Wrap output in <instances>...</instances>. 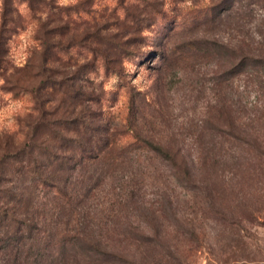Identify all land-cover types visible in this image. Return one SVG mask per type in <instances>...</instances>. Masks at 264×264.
Listing matches in <instances>:
<instances>
[{
	"label": "rangeland",
	"instance_id": "374dc122",
	"mask_svg": "<svg viewBox=\"0 0 264 264\" xmlns=\"http://www.w3.org/2000/svg\"><path fill=\"white\" fill-rule=\"evenodd\" d=\"M53 38L64 51L51 68L89 98L63 101L53 84L46 108L84 109L138 162L68 211L83 232H32L33 250L66 245L73 264H264V0H0V143L24 142L35 106L15 81ZM109 42L126 52L105 59ZM78 239L91 250H70Z\"/></svg>",
	"mask_w": 264,
	"mask_h": 264
},
{
	"label": "trees",
	"instance_id": "16d2710c",
	"mask_svg": "<svg viewBox=\"0 0 264 264\" xmlns=\"http://www.w3.org/2000/svg\"><path fill=\"white\" fill-rule=\"evenodd\" d=\"M41 28L46 34L57 37V27L46 30V23L42 21ZM52 43V47L50 42L41 43L40 57L37 60L30 58L24 77L15 81V94L19 91L29 94L35 106L34 113L27 114L24 119L25 129H28L24 133V142L10 146L0 143L3 151L0 154V264H73L75 256L67 255L66 245L49 257L40 249L33 250V244L42 238L38 240L32 232H57L63 236L65 232H83L82 226L86 224L83 221L87 218L72 220L68 211L72 207L75 211L82 210L87 200H94L95 191L103 187L107 179L114 178L113 173L118 170L114 169L118 165L133 164H128L132 160L131 153L109 135L107 125L97 127L90 122L92 120H85L81 106L76 107L81 109L74 118H70L66 111H60V107L55 111L46 108L43 92L53 84L64 92L63 101L71 98L83 107L89 98L75 85L73 75L69 76L61 69L64 66L57 70L51 68L50 51L55 48L54 57L64 51L61 43L55 39ZM123 46L109 42L104 58L121 56L126 52ZM57 59V63L61 62ZM116 72L121 73L120 70ZM54 77H60L61 81L54 80ZM80 96L84 98L79 100ZM154 146L153 152L164 158L168 156L159 154L161 146ZM169 158L175 162L176 156ZM40 196L45 203L39 200ZM67 206L68 210L65 209ZM46 209L49 218H44ZM62 242L65 243L63 238ZM68 242L72 245L70 250L74 247L84 252L91 250L87 251L90 243L82 239Z\"/></svg>",
	"mask_w": 264,
	"mask_h": 264
}]
</instances>
